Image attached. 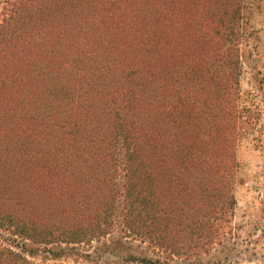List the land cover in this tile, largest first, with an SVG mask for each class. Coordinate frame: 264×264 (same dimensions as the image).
<instances>
[{
  "label": "trees",
  "instance_id": "16d2710c",
  "mask_svg": "<svg viewBox=\"0 0 264 264\" xmlns=\"http://www.w3.org/2000/svg\"><path fill=\"white\" fill-rule=\"evenodd\" d=\"M242 16L0 0V264H230L236 151L264 146Z\"/></svg>",
  "mask_w": 264,
  "mask_h": 264
},
{
  "label": "rangeland",
  "instance_id": "374dc122",
  "mask_svg": "<svg viewBox=\"0 0 264 264\" xmlns=\"http://www.w3.org/2000/svg\"><path fill=\"white\" fill-rule=\"evenodd\" d=\"M242 25L246 35L241 44L240 89L243 98H250L249 94L264 95V0H243ZM260 106L264 110V101ZM251 139L242 141L236 151L233 222L239 240L237 247L227 252L230 264H264V146ZM137 245L135 251L146 252ZM220 251L213 256L221 257Z\"/></svg>",
  "mask_w": 264,
  "mask_h": 264
}]
</instances>
